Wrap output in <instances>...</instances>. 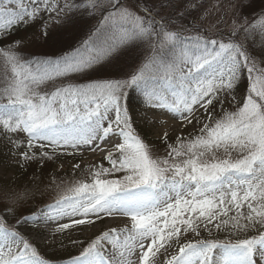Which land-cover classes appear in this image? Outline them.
I'll use <instances>...</instances> for the list:
<instances>
[{
  "label": "snow or ice",
  "instance_id": "snow-or-ice-1",
  "mask_svg": "<svg viewBox=\"0 0 264 264\" xmlns=\"http://www.w3.org/2000/svg\"><path fill=\"white\" fill-rule=\"evenodd\" d=\"M33 26L65 39L27 51ZM3 40L0 132L20 159L108 166L36 207L0 196V264H55L39 244L57 238L78 247L66 264H264V0H0ZM169 120L192 131L170 143Z\"/></svg>",
  "mask_w": 264,
  "mask_h": 264
},
{
  "label": "rangeland",
  "instance_id": "rangeland-1",
  "mask_svg": "<svg viewBox=\"0 0 264 264\" xmlns=\"http://www.w3.org/2000/svg\"><path fill=\"white\" fill-rule=\"evenodd\" d=\"M215 3H223L226 6L227 0H208L209 9L211 8V5ZM257 42H259V38H257ZM128 63L129 60L127 58L122 59L121 61L107 68L106 72L112 74H121L126 72L128 71ZM138 127L142 134L145 135L146 139L154 146L159 148L161 152H163L164 145L160 140L155 138L154 129L149 127L146 123H141ZM159 130L161 131V134L165 130L168 131L171 138H176V136L180 135H186L188 132L192 131L190 127L187 129L183 128L181 123L176 120H169L167 125L161 126ZM9 135H12L13 139L26 142V137L23 134H20L19 137L13 134ZM23 150L24 149L22 148L12 147L8 139L0 136V187L4 184V182L10 183V181H18L22 178L18 173L21 167H23L21 166L23 163L19 155V153ZM36 151L39 152L40 150L36 149ZM105 155L106 152L97 150L95 152L82 151L76 153L75 155L59 154L54 156V158L51 160H45L46 164L50 165V170L47 169L46 173H40L35 176L30 175L27 180L20 182L21 184L17 187L16 192L17 194L22 193L24 196H26L30 206L32 207H36L45 202H51L52 200L58 198L59 195L62 194L65 189L71 186L74 181L85 178V174L89 165L103 164L101 160ZM77 163L81 165L80 169L74 168V165ZM104 166L107 167L106 165ZM104 223L108 224L110 221L105 220ZM52 227L54 228L55 225H52ZM97 227L103 228L104 224L98 223ZM43 228L47 229L48 226L42 225L41 229ZM213 234L218 238H224V233H216L214 230ZM84 235H87V233ZM74 236H80L81 239L83 238V236H81L79 233H74ZM202 236L206 237L207 233H202ZM66 242L69 241L64 239L63 244ZM59 247V238H57L54 242L45 241L39 244L40 251L45 253L47 257H58V254L53 252ZM77 252L78 247L75 246L72 251L66 254V257L63 259L61 264H66V260L77 254Z\"/></svg>",
  "mask_w": 264,
  "mask_h": 264
},
{
  "label": "trees",
  "instance_id": "trees-1",
  "mask_svg": "<svg viewBox=\"0 0 264 264\" xmlns=\"http://www.w3.org/2000/svg\"><path fill=\"white\" fill-rule=\"evenodd\" d=\"M261 0H256V6L259 8ZM38 26H33L28 28L26 31L20 32L18 35L23 37H30L29 40L26 41V49L27 51L31 52H44L50 50V46L53 42L59 43L60 41L64 40L65 37L63 34L53 31V38L48 41L47 44H45L44 40L39 37V32L37 30ZM15 38V37H14ZM10 40H3L0 41V45L9 43ZM4 69L0 67V79L3 78ZM116 74V73H115ZM133 101L135 102V95H133ZM0 136L7 139L2 132H0ZM175 138H171L170 142H174ZM101 162H103L104 165L108 166V163L106 160L102 159ZM23 167H21L19 171V175L22 177L18 181L13 180L10 181V183L4 182V184L0 187V196H3L6 192H13L16 193L17 187L21 184L20 182H24L28 179L30 175H37L40 173H46L47 169L50 170V165L46 164V161L44 160L42 162V166L37 163L29 164L25 161H22ZM3 188V189H2ZM32 207V206H31ZM23 210V208L21 209ZM75 246H73L70 242L64 243V247H59L58 249L54 250L53 253L58 254V257L55 258V264H61L63 259L66 257V254L73 250Z\"/></svg>",
  "mask_w": 264,
  "mask_h": 264
},
{
  "label": "bare ground",
  "instance_id": "bare-ground-1",
  "mask_svg": "<svg viewBox=\"0 0 264 264\" xmlns=\"http://www.w3.org/2000/svg\"><path fill=\"white\" fill-rule=\"evenodd\" d=\"M46 231H48V228L47 229H44V228L42 229V232H46Z\"/></svg>",
  "mask_w": 264,
  "mask_h": 264
}]
</instances>
